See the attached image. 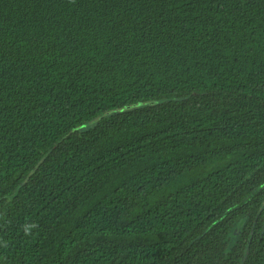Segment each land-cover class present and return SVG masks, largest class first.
Returning a JSON list of instances; mask_svg holds the SVG:
<instances>
[{"label": "trees", "instance_id": "16d2710c", "mask_svg": "<svg viewBox=\"0 0 264 264\" xmlns=\"http://www.w3.org/2000/svg\"><path fill=\"white\" fill-rule=\"evenodd\" d=\"M0 264H264V0H0Z\"/></svg>", "mask_w": 264, "mask_h": 264}, {"label": "water", "instance_id": "95a60500", "mask_svg": "<svg viewBox=\"0 0 264 264\" xmlns=\"http://www.w3.org/2000/svg\"><path fill=\"white\" fill-rule=\"evenodd\" d=\"M155 104H157V103L156 102H154V103H147V104L139 103V104L134 105V106H128V107L124 108L122 111L131 110L133 108L142 107V106L155 105ZM84 128H87V127H84Z\"/></svg>", "mask_w": 264, "mask_h": 264}]
</instances>
